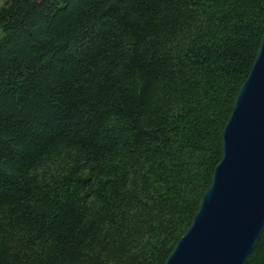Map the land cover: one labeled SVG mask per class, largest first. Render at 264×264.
Wrapping results in <instances>:
<instances>
[{"label":"trees","instance_id":"obj_1","mask_svg":"<svg viewBox=\"0 0 264 264\" xmlns=\"http://www.w3.org/2000/svg\"><path fill=\"white\" fill-rule=\"evenodd\" d=\"M263 32L264 0H4L0 264H163Z\"/></svg>","mask_w":264,"mask_h":264},{"label":"water","instance_id":"obj_2","mask_svg":"<svg viewBox=\"0 0 264 264\" xmlns=\"http://www.w3.org/2000/svg\"><path fill=\"white\" fill-rule=\"evenodd\" d=\"M221 139L211 182L163 264H245L264 230V32Z\"/></svg>","mask_w":264,"mask_h":264},{"label":"rangeland","instance_id":"obj_3","mask_svg":"<svg viewBox=\"0 0 264 264\" xmlns=\"http://www.w3.org/2000/svg\"><path fill=\"white\" fill-rule=\"evenodd\" d=\"M3 1H4V0H0V4H2Z\"/></svg>","mask_w":264,"mask_h":264}]
</instances>
